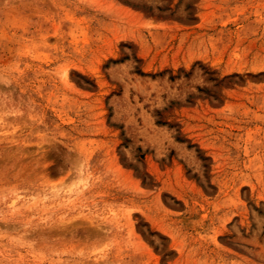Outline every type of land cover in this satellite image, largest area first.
<instances>
[{"label": "rangeland", "instance_id": "1", "mask_svg": "<svg viewBox=\"0 0 264 264\" xmlns=\"http://www.w3.org/2000/svg\"><path fill=\"white\" fill-rule=\"evenodd\" d=\"M0 264H264V0H0Z\"/></svg>", "mask_w": 264, "mask_h": 264}]
</instances>
